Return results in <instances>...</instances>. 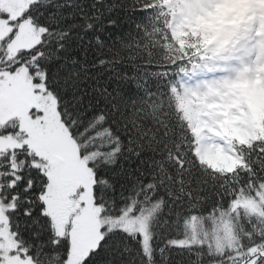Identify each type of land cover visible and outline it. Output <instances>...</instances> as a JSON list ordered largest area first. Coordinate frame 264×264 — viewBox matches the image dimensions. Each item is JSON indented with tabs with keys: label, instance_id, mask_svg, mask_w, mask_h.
I'll use <instances>...</instances> for the list:
<instances>
[{
	"label": "snow or ice",
	"instance_id": "snow-or-ice-1",
	"mask_svg": "<svg viewBox=\"0 0 264 264\" xmlns=\"http://www.w3.org/2000/svg\"><path fill=\"white\" fill-rule=\"evenodd\" d=\"M257 81L264 0H0V264H264Z\"/></svg>",
	"mask_w": 264,
	"mask_h": 264
},
{
	"label": "rangeland",
	"instance_id": "rangeland-1",
	"mask_svg": "<svg viewBox=\"0 0 264 264\" xmlns=\"http://www.w3.org/2000/svg\"><path fill=\"white\" fill-rule=\"evenodd\" d=\"M237 2V0H233ZM241 92L248 102L250 112L242 114L239 118H231L227 122L233 135H236L241 142L248 138V132L238 126L240 123L251 122L255 128L263 132L264 123V87L257 81L255 84L243 83L239 85ZM219 158V157H218Z\"/></svg>",
	"mask_w": 264,
	"mask_h": 264
},
{
	"label": "trees",
	"instance_id": "trees-1",
	"mask_svg": "<svg viewBox=\"0 0 264 264\" xmlns=\"http://www.w3.org/2000/svg\"><path fill=\"white\" fill-rule=\"evenodd\" d=\"M263 127H264V123H263ZM264 132V131H263Z\"/></svg>",
	"mask_w": 264,
	"mask_h": 264
}]
</instances>
